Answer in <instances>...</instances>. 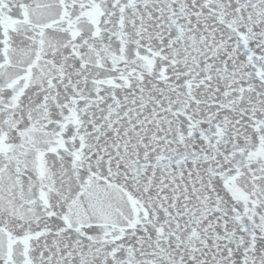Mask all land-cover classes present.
<instances>
[{
	"label": "snow or ice",
	"instance_id": "snow-or-ice-1",
	"mask_svg": "<svg viewBox=\"0 0 264 264\" xmlns=\"http://www.w3.org/2000/svg\"><path fill=\"white\" fill-rule=\"evenodd\" d=\"M0 264H264V0H0Z\"/></svg>",
	"mask_w": 264,
	"mask_h": 264
}]
</instances>
